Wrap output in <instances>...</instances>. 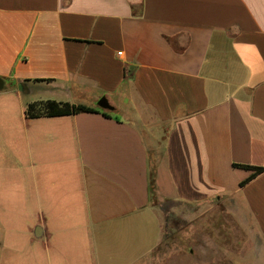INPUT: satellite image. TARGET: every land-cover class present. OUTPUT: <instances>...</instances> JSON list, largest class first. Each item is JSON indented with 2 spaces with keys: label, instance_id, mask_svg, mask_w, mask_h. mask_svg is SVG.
<instances>
[{
  "label": "crops",
  "instance_id": "0c3cea01",
  "mask_svg": "<svg viewBox=\"0 0 264 264\" xmlns=\"http://www.w3.org/2000/svg\"><path fill=\"white\" fill-rule=\"evenodd\" d=\"M0 81V264H152L167 201L264 264V0H0Z\"/></svg>",
  "mask_w": 264,
  "mask_h": 264
},
{
  "label": "rangeland",
  "instance_id": "374dc122",
  "mask_svg": "<svg viewBox=\"0 0 264 264\" xmlns=\"http://www.w3.org/2000/svg\"><path fill=\"white\" fill-rule=\"evenodd\" d=\"M164 239L152 264H234L239 243L234 242L231 219L219 217L215 202L183 205L164 202Z\"/></svg>",
  "mask_w": 264,
  "mask_h": 264
},
{
  "label": "trees",
  "instance_id": "16d2710c",
  "mask_svg": "<svg viewBox=\"0 0 264 264\" xmlns=\"http://www.w3.org/2000/svg\"><path fill=\"white\" fill-rule=\"evenodd\" d=\"M79 113H98V110L81 105H73L70 103L49 100L28 104L24 112L25 117L28 119H34L39 117L70 116ZM103 115L105 117H109L105 112H103ZM234 167L250 171L249 177L242 181L240 183V186H243L246 182L262 173V171H264V168L262 167H254L248 165H234Z\"/></svg>",
  "mask_w": 264,
  "mask_h": 264
},
{
  "label": "water",
  "instance_id": "95a60500",
  "mask_svg": "<svg viewBox=\"0 0 264 264\" xmlns=\"http://www.w3.org/2000/svg\"><path fill=\"white\" fill-rule=\"evenodd\" d=\"M1 81H0V88H1ZM97 106L103 110L111 111L113 110L112 106L108 103V101L105 98L99 99L97 102Z\"/></svg>",
  "mask_w": 264,
  "mask_h": 264
},
{
  "label": "built area",
  "instance_id": "2783aa9c",
  "mask_svg": "<svg viewBox=\"0 0 264 264\" xmlns=\"http://www.w3.org/2000/svg\"><path fill=\"white\" fill-rule=\"evenodd\" d=\"M118 54H120V53H118Z\"/></svg>",
  "mask_w": 264,
  "mask_h": 264
}]
</instances>
